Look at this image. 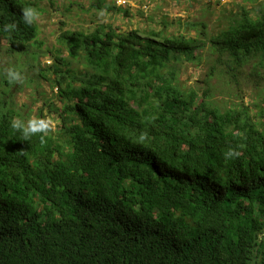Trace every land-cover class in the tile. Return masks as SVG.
<instances>
[{"label":"trees","instance_id":"16d2710c","mask_svg":"<svg viewBox=\"0 0 264 264\" xmlns=\"http://www.w3.org/2000/svg\"><path fill=\"white\" fill-rule=\"evenodd\" d=\"M41 1L0 0L9 54L37 41L21 10ZM104 3L96 8L122 10ZM189 26L199 35L64 32L80 68L56 56L53 76L39 77L64 102L43 144L10 127L23 114L0 72V264H264V109H222L208 81L264 86V5L216 35ZM206 50L215 58L199 93L180 65ZM230 147L240 156L225 159Z\"/></svg>","mask_w":264,"mask_h":264},{"label":"rangeland","instance_id":"374dc122","mask_svg":"<svg viewBox=\"0 0 264 264\" xmlns=\"http://www.w3.org/2000/svg\"><path fill=\"white\" fill-rule=\"evenodd\" d=\"M102 2L108 5L115 3L122 10L105 9L104 15H100L102 10L96 8L100 0L37 2L35 5L41 13L40 18L34 22L38 27L36 41L38 45L33 42L30 52L26 55L9 54L7 42L0 38L1 74L6 77L5 69L15 66L24 75L21 85L23 91H17L21 83H16V86L11 88L10 94H14V110L22 111V116L29 117H39L43 111L44 118L50 121V128L56 129L61 120L57 118V114L61 113H53L50 109H61L64 102L58 88L53 89L39 77L45 80L53 76L52 67L58 65L56 56L67 58L72 63V68H80L77 61L69 58L64 45L59 43V37L66 31L88 32L99 26L111 25L115 30L122 32L138 29L143 32L162 31L171 36L190 34L196 37L199 33L196 28L193 29L189 25L205 23L206 33L211 36L227 30L236 18H242L244 8L250 11L264 5V0H192L193 8L185 1L176 4L170 0H102ZM197 55L201 56L200 63L192 64L187 61L182 63L179 78L186 88L193 87L201 93L205 86L204 82L208 79L210 64L215 57L208 50L198 52ZM63 69H68V66ZM29 80L32 81L31 84L28 83ZM208 81L214 90L210 99L222 109L230 107V104L239 105L242 100L247 105L252 103L250 107L253 116L264 109L254 107L255 103L259 105L263 103L261 101L264 97L263 85L253 87L242 81L239 88L231 78H218V75ZM5 88L2 87L3 90ZM33 98L36 99L34 103ZM255 98L257 101H252Z\"/></svg>","mask_w":264,"mask_h":264},{"label":"clouds","instance_id":"9594fccd","mask_svg":"<svg viewBox=\"0 0 264 264\" xmlns=\"http://www.w3.org/2000/svg\"><path fill=\"white\" fill-rule=\"evenodd\" d=\"M40 11L31 5L25 6L21 10V18L27 25H32L40 18ZM100 15H104L103 10ZM17 24L15 22L6 23L3 25V31L11 33L15 31ZM6 79L10 83H22L24 75L21 70L15 66H10L5 69ZM10 127L19 132L23 141H30L33 137L39 136L40 143L46 142V137L50 131V121L46 118L30 116L24 118L22 116H14L10 121ZM145 138L144 134H141L140 140ZM240 156V151L237 148H229L225 153V159H232Z\"/></svg>","mask_w":264,"mask_h":264},{"label":"water","instance_id":"95a60500","mask_svg":"<svg viewBox=\"0 0 264 264\" xmlns=\"http://www.w3.org/2000/svg\"><path fill=\"white\" fill-rule=\"evenodd\" d=\"M170 1L175 2L176 4H179V3L182 2V1H185V2H187V3L190 4V7H191V8H193L192 0H170Z\"/></svg>","mask_w":264,"mask_h":264}]
</instances>
